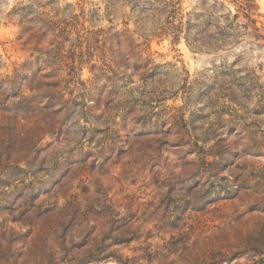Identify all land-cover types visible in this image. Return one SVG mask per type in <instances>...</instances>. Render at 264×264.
<instances>
[{"label":"rangeland","instance_id":"374dc122","mask_svg":"<svg viewBox=\"0 0 264 264\" xmlns=\"http://www.w3.org/2000/svg\"><path fill=\"white\" fill-rule=\"evenodd\" d=\"M250 4L0 0V264H264Z\"/></svg>","mask_w":264,"mask_h":264},{"label":"trees","instance_id":"16d2710c","mask_svg":"<svg viewBox=\"0 0 264 264\" xmlns=\"http://www.w3.org/2000/svg\"><path fill=\"white\" fill-rule=\"evenodd\" d=\"M232 1L237 3V7H238V9H237L238 12L234 13L232 16L233 19H235V20L238 19L237 16H239V14H238L239 12L244 13L246 17L250 16V10H251L250 2L252 0H245V1L244 0H232ZM179 27L181 28V24L179 25ZM49 104L50 103H48V107H51ZM51 105L54 106L53 104H51ZM55 113H56V111H55ZM35 120H36V123L44 122L45 125H47L48 123H52L53 118H50V120H48L46 115H41V116H38ZM108 256L114 257L117 259V261H120V257L118 255H115L113 252L109 253Z\"/></svg>","mask_w":264,"mask_h":264}]
</instances>
